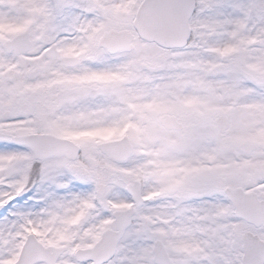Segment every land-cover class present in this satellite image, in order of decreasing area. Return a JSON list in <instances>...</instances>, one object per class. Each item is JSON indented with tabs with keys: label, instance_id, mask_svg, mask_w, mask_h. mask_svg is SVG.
Returning a JSON list of instances; mask_svg holds the SVG:
<instances>
[{
	"label": "snow or ice",
	"instance_id": "obj_1",
	"mask_svg": "<svg viewBox=\"0 0 264 264\" xmlns=\"http://www.w3.org/2000/svg\"><path fill=\"white\" fill-rule=\"evenodd\" d=\"M0 264H264V0H0Z\"/></svg>",
	"mask_w": 264,
	"mask_h": 264
}]
</instances>
